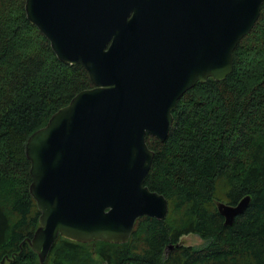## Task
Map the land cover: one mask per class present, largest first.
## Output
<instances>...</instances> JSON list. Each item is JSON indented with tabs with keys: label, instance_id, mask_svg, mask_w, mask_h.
Returning <instances> with one entry per match:
<instances>
[{
	"label": "water",
	"instance_id": "95a60500",
	"mask_svg": "<svg viewBox=\"0 0 264 264\" xmlns=\"http://www.w3.org/2000/svg\"><path fill=\"white\" fill-rule=\"evenodd\" d=\"M264 0H26L27 20L56 57L82 66L93 88L30 136V194L40 213L31 249L44 264L59 237L127 244L143 217L164 221L169 202L146 178L181 98L224 81ZM251 202L218 203L232 226ZM172 249V247H171ZM6 259L2 261L4 264Z\"/></svg>",
	"mask_w": 264,
	"mask_h": 264
},
{
	"label": "trees",
	"instance_id": "16d2710c",
	"mask_svg": "<svg viewBox=\"0 0 264 264\" xmlns=\"http://www.w3.org/2000/svg\"><path fill=\"white\" fill-rule=\"evenodd\" d=\"M25 4L0 0V264H41L27 242L40 213L25 145L93 88L82 66L56 57ZM173 116L165 142L147 137L155 157L145 185L168 200L166 220L140 218L122 245L59 237L44 264H264V5L234 53L232 74L198 83ZM247 196V210L225 226L217 204ZM190 234L204 246L183 245Z\"/></svg>",
	"mask_w": 264,
	"mask_h": 264
},
{
	"label": "rangeland",
	"instance_id": "374dc122",
	"mask_svg": "<svg viewBox=\"0 0 264 264\" xmlns=\"http://www.w3.org/2000/svg\"><path fill=\"white\" fill-rule=\"evenodd\" d=\"M3 196L5 194H8V191H4V193H1ZM5 200V199H4ZM3 200V201H4ZM181 243L183 245H186V246H192V247H195V248H199V247H202L204 246L205 244V241H203L199 236L197 235H193V234H190V235H187V236H184L181 240Z\"/></svg>",
	"mask_w": 264,
	"mask_h": 264
}]
</instances>
